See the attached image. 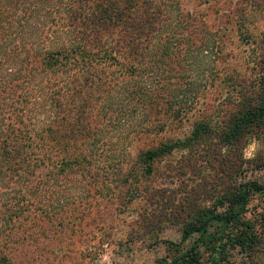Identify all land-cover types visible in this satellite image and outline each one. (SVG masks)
I'll use <instances>...</instances> for the list:
<instances>
[{
    "label": "trees",
    "instance_id": "obj_1",
    "mask_svg": "<svg viewBox=\"0 0 264 264\" xmlns=\"http://www.w3.org/2000/svg\"><path fill=\"white\" fill-rule=\"evenodd\" d=\"M243 4L220 21L216 0H0V264L103 245L121 209L166 203V180L196 164L241 174L236 152L264 129V33L258 54L241 55L243 73L225 55L232 24H251L254 2ZM254 193L264 182L233 186L221 212L191 208L181 241L167 243L177 258L157 264H199L213 227L237 225L227 238L247 240L249 264H260L242 221Z\"/></svg>",
    "mask_w": 264,
    "mask_h": 264
},
{
    "label": "rangeland",
    "instance_id": "obj_2",
    "mask_svg": "<svg viewBox=\"0 0 264 264\" xmlns=\"http://www.w3.org/2000/svg\"><path fill=\"white\" fill-rule=\"evenodd\" d=\"M216 1L217 5L211 18L220 19V21H223L222 18L226 16L232 17L229 15L232 8L236 9L244 5V0ZM252 1L254 6L250 13L251 24L246 26V32H238L239 27H233L232 24L225 36L226 59L234 57L237 60L234 64L237 66L234 68L240 73H243L241 55L244 52L253 51L258 54L263 48L260 36L264 33V27L261 24L264 22V0ZM194 2L195 0H183L187 8H191ZM247 33L253 38V45L245 36ZM261 72L262 70H258L254 75ZM224 97L225 94L221 96L219 105L222 110H228L226 105L233 100V96L230 95L226 99ZM253 144L256 147L249 158L246 156V151ZM180 154L174 152L169 161L161 165L163 167L161 169L175 167ZM236 155L242 156L241 174L237 172L231 177L219 175L221 180H218L219 177L215 175L217 166L211 170V168H205L204 163L196 164L197 172L193 174L184 170L186 176L176 175L172 180H166L165 187L168 191L164 192L163 197L168 198L166 203L163 200V204L157 203L156 206H150L137 200L129 204L128 208L121 209L117 214V220L112 223V229L108 231L109 239L105 240L103 245L97 242L84 243L80 246L83 253L81 256L75 254L67 257H13V261L15 264H157L158 260L165 259L169 263L177 258L178 252L167 251V243L178 244L181 241L182 225L191 218L195 209L209 207L221 212L223 211L222 203L224 205L227 202L228 193L233 186L251 181L264 182V129L261 134L250 136ZM161 183L163 182L158 180L155 185L159 187L162 186ZM191 208L194 210H190ZM153 213L156 216L153 219L154 224L144 223L143 220H150ZM189 213H191L190 216ZM242 221L249 226L248 234L254 235L261 244L258 248L264 249V196L262 194L251 195ZM240 228L238 225L224 229L213 227V232H218L216 236L218 240L214 239L211 244L205 243L198 246L199 264H249L248 241L245 240L242 245L233 246L231 240L228 239ZM197 238V235H193L183 242L180 247L181 253L188 250ZM106 255L109 257L108 261L104 260ZM253 257H261L260 264H264V252Z\"/></svg>",
    "mask_w": 264,
    "mask_h": 264
},
{
    "label": "clouds",
    "instance_id": "obj_3",
    "mask_svg": "<svg viewBox=\"0 0 264 264\" xmlns=\"http://www.w3.org/2000/svg\"><path fill=\"white\" fill-rule=\"evenodd\" d=\"M255 147H256L255 144L251 145V146L249 147V149L246 151V156H248V157L250 158L251 155L253 154L254 150H255ZM108 259H109V257L106 255V256L104 257V260H105V261H108Z\"/></svg>",
    "mask_w": 264,
    "mask_h": 264
}]
</instances>
